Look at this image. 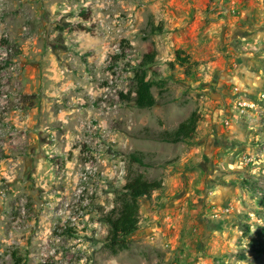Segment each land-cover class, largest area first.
Returning <instances> with one entry per match:
<instances>
[{
	"label": "rangeland",
	"instance_id": "374dc122",
	"mask_svg": "<svg viewBox=\"0 0 264 264\" xmlns=\"http://www.w3.org/2000/svg\"><path fill=\"white\" fill-rule=\"evenodd\" d=\"M143 4L0 0V41L11 48L0 65L9 97V122L0 125V264H264V0H209L207 12L224 21L218 58L188 75L178 64L158 66L148 73L158 104L141 109L118 93L134 95V65L153 44ZM168 109L177 121L198 111L203 126L181 146H200L199 161L179 164L184 153L174 144L170 157L149 152L156 165L141 166L111 144L112 133L145 139L135 136L145 127L167 130L154 124ZM167 167L180 172L176 189L138 201L150 202L139 222L156 211L157 227L111 251L105 211L119 205L128 178L159 179Z\"/></svg>",
	"mask_w": 264,
	"mask_h": 264
},
{
	"label": "crops",
	"instance_id": "0c3cea01",
	"mask_svg": "<svg viewBox=\"0 0 264 264\" xmlns=\"http://www.w3.org/2000/svg\"><path fill=\"white\" fill-rule=\"evenodd\" d=\"M143 10H146L148 14L153 18L155 25L159 24L162 26L161 32H156L151 34L150 39L153 41V48L156 51L155 64L161 67L162 71L166 69L167 63L173 60L174 52L176 49H182L186 54L189 55L190 59L195 61L197 65L204 61L208 60V65L213 63L210 61L211 56H217V44L221 36L225 35L223 27V19H217L214 17V13L207 12V7L209 0H143ZM211 8V7H210ZM209 8V9H210ZM216 58V59H217ZM175 65V63H174ZM201 64V68L203 67ZM211 68V67H210ZM170 72V69H169ZM167 74V73H166ZM164 74L165 79L168 78ZM170 75V74H169ZM158 78H161L160 75ZM164 79V78H163ZM232 76L224 75L222 78L223 81H230ZM192 82V81H190ZM191 85V84H190ZM223 85L217 83L215 88L220 90ZM167 103L166 105H168ZM158 106V105H157ZM170 109L163 112L160 116V119H156L157 127L161 129L171 130L177 126V124L182 121H177L174 115L171 114ZM131 124L129 127L134 125L132 119H130ZM145 125V124H144ZM161 125V126H160ZM153 127V124H150ZM203 125H197L198 129ZM204 138V137H203ZM109 139L111 140L112 145L122 146L123 149L127 151L140 150L147 152H156L159 156L162 154V151L168 152L166 157H170L171 145L181 146L185 144L183 142L169 143L156 141L152 139H138L134 138L127 132L123 131L121 136L115 135L114 133L109 134ZM158 146L159 148H156ZM184 146V145H183ZM200 146H188L182 147V156L181 162L179 164L183 165L187 158L195 157L199 161V156H195V152L199 150ZM184 151V152H183ZM187 156V157H186ZM203 164L208 167H215L210 164L209 161H203L200 163V166ZM211 165V166H210ZM159 179L162 180L163 187L168 190H175L178 183L180 182V172L172 171L171 167L163 168L160 171ZM155 180V179H149ZM156 191V190H155ZM149 200H142L143 207H149ZM139 205V210L141 209ZM143 210L144 216H147V213ZM139 212V213H140ZM149 216L146 217L142 222H139L138 229L133 234H140L137 236H146L149 231H154L156 224V211H148Z\"/></svg>",
	"mask_w": 264,
	"mask_h": 264
},
{
	"label": "trees",
	"instance_id": "16d2710c",
	"mask_svg": "<svg viewBox=\"0 0 264 264\" xmlns=\"http://www.w3.org/2000/svg\"><path fill=\"white\" fill-rule=\"evenodd\" d=\"M77 15L84 21L90 18V11L85 8H80ZM150 33L162 31V26L155 25L151 21ZM76 27L86 32H92V25H85L80 21L76 23ZM121 56V55H120ZM156 51L152 43L147 44L141 57L134 65L132 80L134 81V95L131 96V91L126 93L119 91L118 97L121 102L132 101L137 108H150L158 104L157 99L151 92V87L155 81L148 76L157 74L158 66L155 64ZM117 58V56L115 57ZM178 64L184 66L185 74H190V69L196 64L195 61H190V57L182 49H176L174 58L168 64L170 67ZM200 115L196 109L190 111L186 118L180 121L177 126L171 130H153L145 127L138 131L135 136L156 141L177 143L190 142L197 135V125ZM154 155L149 152L134 150L128 153V160L135 162L141 166H154L156 163L153 160ZM171 161L164 162L163 165ZM160 165V164H159ZM163 184L161 179L147 180L142 175H136L128 178L121 187L118 196V206L111 207L105 211L103 220L108 225V233L106 235V247L111 251L116 252L125 249L128 244V238L138 229L139 222V199L149 198L155 190L162 189ZM260 204L264 205V195L260 199ZM264 231V225L261 227ZM71 230V229H69ZM259 253L264 252V245L258 249ZM244 258V255L241 256Z\"/></svg>",
	"mask_w": 264,
	"mask_h": 264
},
{
	"label": "built area",
	"instance_id": "2783aa9c",
	"mask_svg": "<svg viewBox=\"0 0 264 264\" xmlns=\"http://www.w3.org/2000/svg\"><path fill=\"white\" fill-rule=\"evenodd\" d=\"M11 48L7 44H2L0 41V65L8 59ZM9 97L6 92L1 90L0 86V125L8 124L9 122Z\"/></svg>",
	"mask_w": 264,
	"mask_h": 264
}]
</instances>
